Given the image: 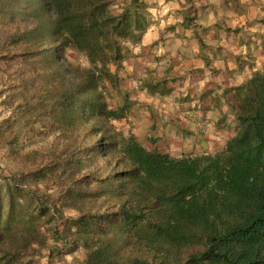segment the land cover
Instances as JSON below:
<instances>
[{
  "label": "trees",
  "instance_id": "1",
  "mask_svg": "<svg viewBox=\"0 0 264 264\" xmlns=\"http://www.w3.org/2000/svg\"><path fill=\"white\" fill-rule=\"evenodd\" d=\"M111 1L0 0L1 23H27L0 25V49L14 46L29 66L18 85L42 80L36 102L64 139L47 163L20 176L62 180L59 198L78 212L69 220L85 264H264V72L238 87L239 128L224 150L150 151L111 123L126 116L129 102L124 96L111 108L105 91L120 92L125 43L138 42L146 26L137 0L119 14ZM67 48L84 53L88 66L68 61ZM1 179L0 264H20L29 247L44 243L39 224L48 208Z\"/></svg>",
  "mask_w": 264,
  "mask_h": 264
},
{
  "label": "crops",
  "instance_id": "2",
  "mask_svg": "<svg viewBox=\"0 0 264 264\" xmlns=\"http://www.w3.org/2000/svg\"><path fill=\"white\" fill-rule=\"evenodd\" d=\"M144 1L152 20L117 70L129 102L118 130L174 157L221 152L239 128L238 87L264 72V0Z\"/></svg>",
  "mask_w": 264,
  "mask_h": 264
},
{
  "label": "rangeland",
  "instance_id": "3",
  "mask_svg": "<svg viewBox=\"0 0 264 264\" xmlns=\"http://www.w3.org/2000/svg\"><path fill=\"white\" fill-rule=\"evenodd\" d=\"M128 4L130 0H112L109 9L112 13L119 14ZM138 4H141L146 23L151 21L153 14L147 9L150 5L144 0H137ZM10 21L4 20L1 23L0 20L1 27L10 31L16 26H27L20 19ZM6 44L5 48L0 49V183L1 177L11 178L48 208L39 224L45 241L29 247L21 257L20 264H85L86 251L76 239V228L69 220L76 217L78 212L70 206L62 205L59 198L62 180L50 175L35 183L23 181L20 176L22 172L34 169L36 164L47 163L52 157L51 151L60 148L64 139L54 124L49 123V118L36 102L37 96L41 95L37 91L38 87L43 88V85H39L40 82L43 83L42 80L37 79V85L28 87L18 85L17 78L21 73L28 76L30 68L27 64L24 66L18 62L14 56L15 47ZM65 57L73 64L88 66L84 53L73 48L66 49ZM110 68L114 70L115 66L111 65ZM155 79H159L154 83L158 85L157 90L165 91L168 79ZM123 93L122 90L114 91L108 87L105 91L108 106L114 108L121 104ZM111 123L122 134L118 130V121L112 120ZM53 203L59 212L54 211Z\"/></svg>",
  "mask_w": 264,
  "mask_h": 264
}]
</instances>
